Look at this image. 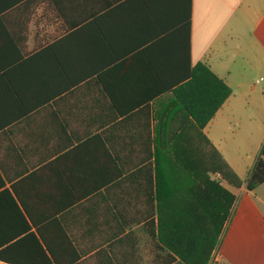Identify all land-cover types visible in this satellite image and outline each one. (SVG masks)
Returning a JSON list of instances; mask_svg holds the SVG:
<instances>
[{
    "label": "crops",
    "instance_id": "1",
    "mask_svg": "<svg viewBox=\"0 0 264 264\" xmlns=\"http://www.w3.org/2000/svg\"><path fill=\"white\" fill-rule=\"evenodd\" d=\"M200 63L232 89L203 133L246 179L264 145V88L257 103L249 81L264 82V0H0L6 258L152 264L157 165L178 194L171 180L200 157L185 112ZM223 186L236 201L219 264H264V184Z\"/></svg>",
    "mask_w": 264,
    "mask_h": 264
},
{
    "label": "trees",
    "instance_id": "2",
    "mask_svg": "<svg viewBox=\"0 0 264 264\" xmlns=\"http://www.w3.org/2000/svg\"><path fill=\"white\" fill-rule=\"evenodd\" d=\"M192 76L193 81L185 88L193 89L195 93L201 91L199 94L201 99L200 104L197 105L195 101L194 104L187 103L189 111L185 112L201 131L200 157L198 162L195 161L194 171L191 163L183 165L189 169L190 173L193 172L194 178L190 177L184 181L186 188L179 197L176 192H172L168 181L161 178L158 163L155 171L156 178L151 183V189L155 191L153 202L157 201L160 213L161 190L167 189L168 211L170 215H172L171 211H174L175 217L169 226L158 225L160 226L158 228L154 225L151 234L157 240V248L165 250L168 246L186 264H207L216 247L212 243L216 232L215 223L221 217L224 219L228 216L227 221L229 220L231 207L236 201V197L223 186L222 182L225 181L237 188L246 184L250 191H255L264 184V145L247 178L242 180L203 133V129L232 95V89L204 63L194 68ZM196 151L197 149L195 153ZM184 152L191 153V149H184ZM212 173L219 174L221 181L212 179L210 177ZM7 251L9 249L0 250V261L8 264L58 263V261H52L42 248L43 254L39 259H9L6 258ZM174 260L170 254L166 264H172Z\"/></svg>",
    "mask_w": 264,
    "mask_h": 264
},
{
    "label": "rangeland",
    "instance_id": "3",
    "mask_svg": "<svg viewBox=\"0 0 264 264\" xmlns=\"http://www.w3.org/2000/svg\"><path fill=\"white\" fill-rule=\"evenodd\" d=\"M255 76H256V78H259V76L257 74H253L250 77L249 81L251 83V86H253V85L256 86V91L253 93L252 99H253V101L259 103L260 102V99H261L262 89L264 88V82L260 81L261 84L257 86L256 85V82L257 81H256ZM251 110L252 111H244V110H241L239 112L243 116L245 114H250V115L259 114V111H256L254 108H251ZM244 125L245 124L240 125L238 127V124H235V127L236 128L233 130V134H235V132H236L237 129H240V130L243 131L245 129V126ZM232 138H235V135H233ZM210 177L212 179H214V180L221 181L219 175H217V174H213L212 173V174H210ZM241 179L242 180H245V177L243 176V177H241ZM185 181H186V179H185ZM171 183H172L174 189H176L177 192H179L181 190L177 194V196L179 197V195L182 194L181 192H183L184 189L186 188V187H184V183H183L182 187H179L178 186V183H180V181H178L176 179H172L171 180ZM222 184L224 185V182H222ZM160 209H161V212L160 213L158 212V223H159L158 225H160V226L168 225L169 226V223L171 221H173V217H175L174 216V211H171L172 215H170V211H168L169 206H167V208H165V210H163L161 208V204H160ZM158 210H159V208H158ZM227 217L228 216H226L224 219L221 217L215 223L216 224V228H215L216 232L214 233V237L212 238V243H213V245L215 244L216 247L213 250V252L211 253L210 258H209L207 264H219V261H218L219 254L222 255L223 254V250H224L223 244H224L225 234L227 232V230L225 229L224 226H225V224L227 222ZM160 226H158V228ZM218 232H220V233H218ZM155 246L157 247V245L153 244V257H152L153 259H152V264H164V260H161L160 258L155 257L156 254H159V252H161L159 250V248L157 249V248H155ZM163 251H164L165 255H166V253H168L169 255L171 254L172 257H174V259L176 261L175 264H186L168 246H166L165 247V250H163ZM164 253H163V255H164Z\"/></svg>",
    "mask_w": 264,
    "mask_h": 264
},
{
    "label": "built area",
    "instance_id": "4",
    "mask_svg": "<svg viewBox=\"0 0 264 264\" xmlns=\"http://www.w3.org/2000/svg\"><path fill=\"white\" fill-rule=\"evenodd\" d=\"M219 261V260H218Z\"/></svg>",
    "mask_w": 264,
    "mask_h": 264
}]
</instances>
